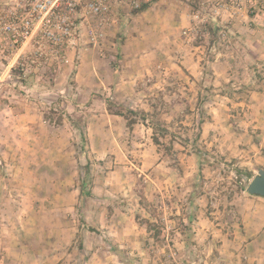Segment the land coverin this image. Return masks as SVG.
I'll use <instances>...</instances> for the list:
<instances>
[{
  "label": "rangeland",
  "instance_id": "1",
  "mask_svg": "<svg viewBox=\"0 0 264 264\" xmlns=\"http://www.w3.org/2000/svg\"><path fill=\"white\" fill-rule=\"evenodd\" d=\"M263 7L195 22L187 0H153L63 51L0 33V264L246 261L264 209L246 191L264 169V25L237 20Z\"/></svg>",
  "mask_w": 264,
  "mask_h": 264
},
{
  "label": "built area",
  "instance_id": "2",
  "mask_svg": "<svg viewBox=\"0 0 264 264\" xmlns=\"http://www.w3.org/2000/svg\"><path fill=\"white\" fill-rule=\"evenodd\" d=\"M153 0H9L0 2V33H9L13 43L33 40L51 47H67L76 35L88 44L98 46L107 31L117 23L125 10L135 11ZM195 22L208 16L235 14L244 8H258L262 0H187ZM193 29V28H192ZM191 30V29H190ZM187 31H183L186 33Z\"/></svg>",
  "mask_w": 264,
  "mask_h": 264
},
{
  "label": "crops",
  "instance_id": "3",
  "mask_svg": "<svg viewBox=\"0 0 264 264\" xmlns=\"http://www.w3.org/2000/svg\"><path fill=\"white\" fill-rule=\"evenodd\" d=\"M262 13L263 14L259 15L257 13L245 14V12H242L241 16L238 17L239 19L236 18V20L238 19L237 21H239L238 28H240V31L243 33H257L260 26L264 25V7ZM123 82L125 83V81ZM117 85H119L118 87H121L119 83L116 84V86ZM90 120L92 121V124H90L87 129V136L89 138L91 150L96 152V123L94 122L93 118H90ZM254 212V216L258 217V219H256L253 225H251V228H254L255 231L251 234H246V237H244V240H246L242 245L245 250L247 248H254L255 250L253 253H249L248 256L244 254L243 256L246 258V261H242L239 264H264V209H257ZM132 233L133 232H131V234ZM126 239L131 243V245H133V242L131 241H133L134 238L127 237ZM245 250H243V252ZM114 262L116 261L112 257L109 258L107 262L106 259H98V264H113Z\"/></svg>",
  "mask_w": 264,
  "mask_h": 264
},
{
  "label": "water",
  "instance_id": "4",
  "mask_svg": "<svg viewBox=\"0 0 264 264\" xmlns=\"http://www.w3.org/2000/svg\"><path fill=\"white\" fill-rule=\"evenodd\" d=\"M246 191L251 195L264 197V169L260 168L257 174L250 180Z\"/></svg>",
  "mask_w": 264,
  "mask_h": 264
},
{
  "label": "trees",
  "instance_id": "5",
  "mask_svg": "<svg viewBox=\"0 0 264 264\" xmlns=\"http://www.w3.org/2000/svg\"><path fill=\"white\" fill-rule=\"evenodd\" d=\"M146 7L147 5H143L140 9H137L135 11L140 12L144 10ZM15 70L16 67H12V71L15 72ZM114 113L123 116L126 119L128 126H132L134 123L137 122V113L132 110L117 109L116 111H114ZM154 140H156L157 142V137H154Z\"/></svg>",
  "mask_w": 264,
  "mask_h": 264
}]
</instances>
